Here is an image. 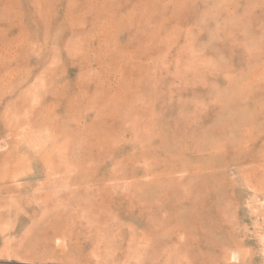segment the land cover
<instances>
[{
	"label": "rangeland",
	"instance_id": "374dc122",
	"mask_svg": "<svg viewBox=\"0 0 264 264\" xmlns=\"http://www.w3.org/2000/svg\"><path fill=\"white\" fill-rule=\"evenodd\" d=\"M0 264H264V0H0Z\"/></svg>",
	"mask_w": 264,
	"mask_h": 264
},
{
	"label": "bare ground",
	"instance_id": "6f19581e",
	"mask_svg": "<svg viewBox=\"0 0 264 264\" xmlns=\"http://www.w3.org/2000/svg\"><path fill=\"white\" fill-rule=\"evenodd\" d=\"M224 121V120H223ZM225 122V121H224ZM227 122V121H226Z\"/></svg>",
	"mask_w": 264,
	"mask_h": 264
}]
</instances>
